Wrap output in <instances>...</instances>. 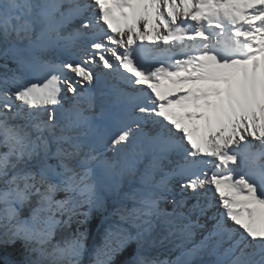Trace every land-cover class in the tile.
Returning <instances> with one entry per match:
<instances>
[{
  "label": "snow or ice",
  "instance_id": "obj_1",
  "mask_svg": "<svg viewBox=\"0 0 264 264\" xmlns=\"http://www.w3.org/2000/svg\"><path fill=\"white\" fill-rule=\"evenodd\" d=\"M0 40L17 65L0 74V249L81 264L79 226L112 199L132 207L92 264H169L146 255L158 226L181 241L177 264H264V0H0ZM57 46L68 59L41 54ZM159 55L183 58L172 71ZM110 81L118 112L94 126Z\"/></svg>",
  "mask_w": 264,
  "mask_h": 264
},
{
  "label": "rangeland",
  "instance_id": "obj_2",
  "mask_svg": "<svg viewBox=\"0 0 264 264\" xmlns=\"http://www.w3.org/2000/svg\"><path fill=\"white\" fill-rule=\"evenodd\" d=\"M71 25H74L72 23H70ZM73 28V26L71 27ZM68 29V26L67 28ZM23 41H27V39L22 40ZM5 45L3 43L2 40H0V57H4V55L2 54V51L4 49ZM57 47H53L50 48V51H52L53 49H56ZM11 54V53H9ZM44 56H47L46 52H42L41 53ZM67 57L69 54H65ZM53 58L56 56V54H52ZM2 62V61H1ZM6 71L5 65L1 64L0 65V74H3ZM71 94H69L70 96ZM95 110V108H94ZM93 110V111H94ZM94 114V113H93ZM85 131H87V129H85ZM92 134L89 133L88 136H82L81 139L83 140H87ZM2 150V149H0ZM167 165V164H166ZM157 179H159L157 177ZM4 189V185L2 182H0V190ZM127 200H116L114 203V208L118 211V217H115V215L112 213L110 216H108L107 219H104V221L100 224V227L97 231V234L94 235V238L92 240V243L87 245L86 244V240H85V244H86V253L84 256L81 257V264H92V262L95 259V249L99 246H101L104 243V238L105 235L108 231V229L110 227H114L117 224H121L123 225V221L121 220V216H120V211H122V205L127 207ZM194 203V200L189 201V204ZM170 205V204H169ZM128 208V207H127ZM170 209V206H167L166 209ZM168 209V210H169ZM213 208L209 211L211 212L210 216H212V212H213ZM28 213V207L26 206L23 209V214H27ZM4 204L2 202H0V233H2L5 230V227L9 226L7 223V220L4 218ZM44 215V214H42ZM118 218V219H114ZM58 219L61 220H67V217L64 218L58 216ZM75 219V217L73 218ZM210 219V218H208ZM202 221V220H201ZM211 221H214L211 219ZM162 226H158L155 231L153 232V236L154 239L152 242H150L149 246L146 248V255H148L150 258L153 259H157V260H161V261H166L169 262V264H177L178 258L181 257L182 254V249L181 247H179L181 241L179 240V238L175 237V236H171L172 239L170 241H168L169 237H166V234L164 232H162ZM207 228H203V229H197V233H199V235H203V234H207L208 231H206ZM76 232L75 228H74V220L70 223V225H64L62 227H58L57 231H56V235L53 237L52 239V244H61V246H63V240L64 239H69L72 237V235ZM198 236V234L196 235ZM99 238L101 239L99 241ZM96 240H98L99 244L96 243ZM226 247V246H225ZM23 245L20 242H17V244L15 245V247H9V248H5V249H0V264H4V262L6 260H14L16 261V264H20V262L22 261L23 257H22V250ZM49 251H51V247H49ZM35 258V257H33ZM205 259V258H204ZM212 260L209 259H205V264H211ZM44 264H66L65 261L59 260L56 257H49L47 259H45Z\"/></svg>",
  "mask_w": 264,
  "mask_h": 264
},
{
  "label": "bare ground",
  "instance_id": "obj_3",
  "mask_svg": "<svg viewBox=\"0 0 264 264\" xmlns=\"http://www.w3.org/2000/svg\"><path fill=\"white\" fill-rule=\"evenodd\" d=\"M67 26H68V29H65L64 35H67L68 33H71L73 28L75 27V25H71V24H68ZM67 26H66V28H67ZM72 26H73V28H71ZM61 43H63V42H61ZM143 43L148 45V47H150V48L154 47V45L152 43H150L149 41H143ZM156 44H158L161 48H168L169 47L168 45L164 44L163 41H157ZM28 45H29V41L28 40L21 42V46L22 47H27ZM45 52L47 54V56H45V57L48 58V59L59 61V60H65V59L69 58V55H68V57L65 55V54H69V53L64 51L63 48L60 47V46H57V48L53 49L52 51H50V48H49ZM54 53L56 54V56L53 58L52 54H54ZM163 57H164V55H159L156 58H160L161 59ZM165 65L168 66L167 64H165ZM122 71H123V69H122ZM109 83H111V81L106 83L103 87H107V85ZM137 87H139V86H137ZM111 97H114V99H115V94H113V92H110V96L109 95L100 94V97H99V99L97 101V104L95 106V110L90 113L93 116V118H94L93 121H92L94 126L103 127L108 122V120L118 112V108H117L115 102L111 101ZM102 105H105V109H103V115H101V110H102L101 106ZM113 107H116L115 111H111V109ZM82 131H85V129H82ZM89 133H91V132H89ZM145 163H147V162L145 161ZM166 164H167V162H165V165ZM166 170H167V165H166ZM177 198H179V197H177ZM215 202L216 201L214 200V203ZM167 206L171 207V205H169V203L162 204V207H164V208H167ZM213 209L214 210H213L212 213H214V212H216L218 210L219 211H223L222 205H219L218 208H213ZM210 213L211 212L207 213V217L211 215ZM201 223H203L205 225V227L207 228V230L206 229L205 230L208 231V233L207 234H203V235H199L200 232H198L197 233L198 236H196L197 243L200 240H202L205 236H207L209 234V231L211 230V228H212L213 224L215 223V221H211V219L204 218V219H202ZM228 224L231 225V224H233V222L228 220ZM164 233L166 234V237H167V232H164ZM168 237H169L168 241H170L172 239V237L171 236H168ZM225 246L227 247V244H225ZM205 259L213 260L214 258L213 257H205Z\"/></svg>",
  "mask_w": 264,
  "mask_h": 264
},
{
  "label": "trees",
  "instance_id": "obj_4",
  "mask_svg": "<svg viewBox=\"0 0 264 264\" xmlns=\"http://www.w3.org/2000/svg\"><path fill=\"white\" fill-rule=\"evenodd\" d=\"M2 57H0V60L2 61L1 63L7 64L9 66L8 68L14 69L17 67L15 61L10 58L11 54H9L8 58H6L5 56L3 58ZM63 197H64V193H59L57 195V199H62ZM114 202H115V200L109 199L108 210L106 212H104V213L93 212L92 215L88 218L87 223L79 226L80 231H85V230L87 231V239H86L87 245L92 243L94 235L97 234V231L100 227V224L104 221V219H107L108 216H110L111 211L115 215V217H118V211L114 208ZM127 207L128 208L132 207V204L130 201L127 202ZM82 211H87V208L82 209ZM119 211L121 212V210H119ZM66 217L67 216L65 215L64 218H66ZM115 217H114V219H118ZM77 219H84V218L81 216V217H75V219H73L75 230H77V223H76ZM100 240L101 239L99 238V241ZM96 243L99 244L98 240H96Z\"/></svg>",
  "mask_w": 264,
  "mask_h": 264
}]
</instances>
